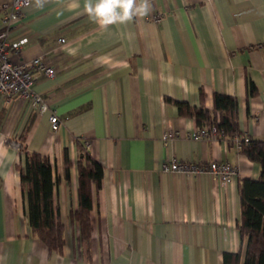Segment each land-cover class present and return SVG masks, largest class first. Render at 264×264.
I'll list each match as a JSON object with an SVG mask.
<instances>
[{"label":"crops","instance_id":"0c3cea01","mask_svg":"<svg viewBox=\"0 0 264 264\" xmlns=\"http://www.w3.org/2000/svg\"><path fill=\"white\" fill-rule=\"evenodd\" d=\"M9 1L0 0V30ZM86 2L43 0L38 8L31 0L10 33L28 40L15 61L42 57L55 75L34 73L42 114L27 100L0 98V264H223L225 253L242 264L239 182L257 179L259 166L223 138L193 140L194 119L172 102L212 109L215 93L235 96L241 133L264 140V0H149L148 15L107 28L89 19ZM168 131L176 135L164 139ZM76 140L103 168L88 249L68 218L78 207ZM20 148L49 157L58 178L61 254L30 233ZM215 159L236 168L229 183L162 170Z\"/></svg>","mask_w":264,"mask_h":264},{"label":"trees","instance_id":"16d2710c","mask_svg":"<svg viewBox=\"0 0 264 264\" xmlns=\"http://www.w3.org/2000/svg\"><path fill=\"white\" fill-rule=\"evenodd\" d=\"M181 116L194 119L197 127H215L229 146H236L238 152L251 162L258 164L257 179L244 178L239 182L241 220L237 226L246 240L242 264H264V140L243 135L238 121V100L235 96L215 93L213 107L191 106L184 102H172ZM236 138L239 139L238 145ZM78 154V207L69 212V221L78 224L80 240L88 249L91 244L93 226L91 223L92 188L100 189L103 168L88 154L80 140ZM24 154L23 163L18 166L21 191L27 202V219L32 236L39 239L49 253L61 254L65 246V226L54 200V189L58 178L53 179V168L49 157L36 152ZM64 172L68 177L72 165L68 150L64 149ZM240 256L225 253L223 264H239Z\"/></svg>","mask_w":264,"mask_h":264},{"label":"built area","instance_id":"2783aa9c","mask_svg":"<svg viewBox=\"0 0 264 264\" xmlns=\"http://www.w3.org/2000/svg\"><path fill=\"white\" fill-rule=\"evenodd\" d=\"M31 0H10L1 5V25L0 30V98H6L8 103H13L18 99L29 101L37 108L38 113L42 114L47 109L46 101L43 97L36 94L32 90V86L36 81L34 73L43 77L52 78L55 70L46 65L42 57H37L29 62H17L13 58L18 56L22 48L27 44L26 37L14 39L10 37L11 31L17 26L24 15V9L30 4ZM155 21H159L160 17H154ZM64 42V39H61ZM264 122V108H263ZM50 128L52 132H58L60 121L58 117L52 113L49 116ZM176 135L175 131L164 133L163 138L169 139ZM193 140L198 139H219L222 133L217 131L215 127L200 128L197 127L192 133ZM237 145L239 139L236 138ZM19 148L18 144L14 145ZM163 172L187 174L197 177L200 174H207L214 179H218L222 183H229L236 174V168L227 161L215 159L202 163H182L171 161L164 163Z\"/></svg>","mask_w":264,"mask_h":264},{"label":"clouds","instance_id":"9594fccd","mask_svg":"<svg viewBox=\"0 0 264 264\" xmlns=\"http://www.w3.org/2000/svg\"><path fill=\"white\" fill-rule=\"evenodd\" d=\"M43 0H36V7L42 8ZM150 11L149 0H87L84 12L101 28L125 24L136 17H144Z\"/></svg>","mask_w":264,"mask_h":264}]
</instances>
